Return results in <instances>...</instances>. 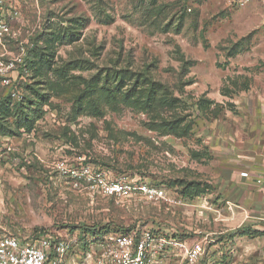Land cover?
Instances as JSON below:
<instances>
[{"label": "rangeland", "instance_id": "374dc122", "mask_svg": "<svg viewBox=\"0 0 264 264\" xmlns=\"http://www.w3.org/2000/svg\"><path fill=\"white\" fill-rule=\"evenodd\" d=\"M11 1L19 35L1 59L35 51L31 71L0 76V234L150 231L159 264L196 246L194 264H264L243 210L264 180L262 4ZM81 165L169 200H92L67 173Z\"/></svg>", "mask_w": 264, "mask_h": 264}, {"label": "built area", "instance_id": "2783aa9c", "mask_svg": "<svg viewBox=\"0 0 264 264\" xmlns=\"http://www.w3.org/2000/svg\"><path fill=\"white\" fill-rule=\"evenodd\" d=\"M235 6H242L251 1H258L264 7V0H228ZM19 10L11 0H0V47L16 40L19 33L15 24L19 21ZM19 53L4 62L0 56V76L3 82L9 71L16 72L25 67L27 47L18 44ZM32 44H29V48ZM29 50V49H28ZM12 96H16L12 93ZM67 173L77 189H83L93 200L95 198L123 201L132 198L142 199L147 203H160L169 200L167 191L162 187L138 183L124 174L81 165L68 169ZM242 178H249L242 172ZM257 184L262 180L257 179ZM166 242L156 238L150 231L140 233H115L93 238L89 234L62 237L51 233H39L19 238L0 234V264H159L156 256L162 254V245ZM160 244V245H158ZM185 248L178 242L169 243ZM188 264H194L201 254V246L185 250ZM81 260V261H80Z\"/></svg>", "mask_w": 264, "mask_h": 264}, {"label": "crops", "instance_id": "0c3cea01", "mask_svg": "<svg viewBox=\"0 0 264 264\" xmlns=\"http://www.w3.org/2000/svg\"><path fill=\"white\" fill-rule=\"evenodd\" d=\"M254 181L253 193H250L249 200L243 210L246 213V224L260 231L264 237V183L257 184L256 180ZM262 181L264 182V180Z\"/></svg>", "mask_w": 264, "mask_h": 264}, {"label": "trees", "instance_id": "16d2710c", "mask_svg": "<svg viewBox=\"0 0 264 264\" xmlns=\"http://www.w3.org/2000/svg\"><path fill=\"white\" fill-rule=\"evenodd\" d=\"M34 49H30V55H31V57H30V55H29V57H28V54H27V57H26V59H25V67H26V70H29V71H31V69H32V66H33V64H34V60H33V54H34ZM32 53V54H31ZM181 195L182 196H184L183 195V193L181 192ZM89 233V232H88ZM82 234H87V232L85 233V232H83ZM91 234H94L93 232L91 233ZM96 234V233H95Z\"/></svg>", "mask_w": 264, "mask_h": 264}]
</instances>
